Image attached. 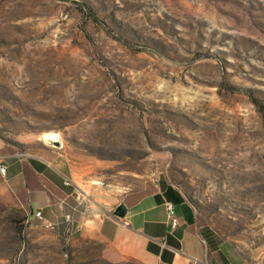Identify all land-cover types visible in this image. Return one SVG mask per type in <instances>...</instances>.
Wrapping results in <instances>:
<instances>
[{"label": "rangeland", "instance_id": "374dc122", "mask_svg": "<svg viewBox=\"0 0 264 264\" xmlns=\"http://www.w3.org/2000/svg\"><path fill=\"white\" fill-rule=\"evenodd\" d=\"M0 144L91 192L165 178L218 264H264V0H0ZM73 227L0 196V264H139Z\"/></svg>", "mask_w": 264, "mask_h": 264}, {"label": "crops", "instance_id": "0c3cea01", "mask_svg": "<svg viewBox=\"0 0 264 264\" xmlns=\"http://www.w3.org/2000/svg\"><path fill=\"white\" fill-rule=\"evenodd\" d=\"M6 166L0 196L22 207L31 219L57 231L72 219L73 235L97 237L116 259L139 264H218L202 235L194 208L165 178L127 191L95 188L75 176L68 161L54 150L17 153L0 144ZM82 187V193L79 192ZM90 190V192H89ZM174 205L175 225L165 203ZM119 204L124 216L115 215Z\"/></svg>", "mask_w": 264, "mask_h": 264}, {"label": "built area", "instance_id": "2783aa9c", "mask_svg": "<svg viewBox=\"0 0 264 264\" xmlns=\"http://www.w3.org/2000/svg\"><path fill=\"white\" fill-rule=\"evenodd\" d=\"M5 169H6V166H5V164H4L3 160H2V157L0 156V174H4ZM98 183L103 184L102 181H98ZM165 206H166V209L168 211V214L172 218V220H171L172 225H175L176 222H175V219L173 217V214H174V205L171 202H166L165 203ZM35 216L41 218L40 211H37L35 213Z\"/></svg>", "mask_w": 264, "mask_h": 264}, {"label": "water", "instance_id": "95a60500", "mask_svg": "<svg viewBox=\"0 0 264 264\" xmlns=\"http://www.w3.org/2000/svg\"><path fill=\"white\" fill-rule=\"evenodd\" d=\"M115 215L117 216H124L125 214V208L123 204H119L118 206H116V208L114 209L113 212Z\"/></svg>", "mask_w": 264, "mask_h": 264}, {"label": "bare ground", "instance_id": "6f19581e", "mask_svg": "<svg viewBox=\"0 0 264 264\" xmlns=\"http://www.w3.org/2000/svg\"><path fill=\"white\" fill-rule=\"evenodd\" d=\"M42 136L46 139H55L56 138V134L51 133V132L43 133Z\"/></svg>", "mask_w": 264, "mask_h": 264}, {"label": "trees", "instance_id": "16d2710c", "mask_svg": "<svg viewBox=\"0 0 264 264\" xmlns=\"http://www.w3.org/2000/svg\"><path fill=\"white\" fill-rule=\"evenodd\" d=\"M90 13H92V10H89ZM93 17L95 18V15L92 13ZM202 235L205 238L206 242L208 243V245L211 246V240L209 239L207 233H205V231H202Z\"/></svg>", "mask_w": 264, "mask_h": 264}]
</instances>
